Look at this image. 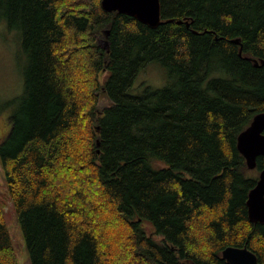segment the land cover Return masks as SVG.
Returning <instances> with one entry per match:
<instances>
[{"label":"trees","instance_id":"obj_1","mask_svg":"<svg viewBox=\"0 0 264 264\" xmlns=\"http://www.w3.org/2000/svg\"><path fill=\"white\" fill-rule=\"evenodd\" d=\"M161 6L154 27L102 0H0L27 57L0 157L33 264H222L230 245L264 264V156L237 146L264 111V0ZM152 62L166 84L133 92ZM0 264H19L1 201Z\"/></svg>","mask_w":264,"mask_h":264},{"label":"rangeland","instance_id":"obj_2","mask_svg":"<svg viewBox=\"0 0 264 264\" xmlns=\"http://www.w3.org/2000/svg\"><path fill=\"white\" fill-rule=\"evenodd\" d=\"M21 37L19 30L11 28L6 19L0 18V142L7 136L10 130V117L20 105L25 91L27 57L23 50ZM104 76L105 73L102 75V78ZM167 79L168 71L166 67L157 62L149 63L136 77L132 91L138 90L136 88H139L138 91H141L146 85L162 87L166 84ZM110 103L111 100L106 94L99 93L100 107L109 105ZM152 165L155 168H159L167 164L155 159L152 161ZM252 174L255 175L256 172L253 171ZM0 201L5 211L6 222L18 255L19 264H33L13 199L8 190L1 157ZM144 227L148 232L154 231L152 225L148 222L145 223ZM156 238L159 237L156 236Z\"/></svg>","mask_w":264,"mask_h":264},{"label":"water","instance_id":"obj_3","mask_svg":"<svg viewBox=\"0 0 264 264\" xmlns=\"http://www.w3.org/2000/svg\"><path fill=\"white\" fill-rule=\"evenodd\" d=\"M102 6L107 11L128 14L154 27L171 21L162 19L161 0H102ZM107 34L108 30L106 36ZM235 42L240 43V39H235ZM104 45H107L106 39ZM254 62L256 65L264 64V60L260 62L255 59ZM237 146L244 155L248 168L255 169L258 157L264 156V111L257 113L252 122L239 134ZM247 206L250 220L264 223V168L260 171L257 183L249 192ZM222 255L230 264H259L257 254L248 246H227Z\"/></svg>","mask_w":264,"mask_h":264},{"label":"flooded vegetation","instance_id":"obj_4","mask_svg":"<svg viewBox=\"0 0 264 264\" xmlns=\"http://www.w3.org/2000/svg\"><path fill=\"white\" fill-rule=\"evenodd\" d=\"M260 174V173H259ZM222 261L224 262V263H222V264H230L225 258H223V255H222ZM258 261H259V259H258Z\"/></svg>","mask_w":264,"mask_h":264},{"label":"bare ground","instance_id":"obj_5","mask_svg":"<svg viewBox=\"0 0 264 264\" xmlns=\"http://www.w3.org/2000/svg\"><path fill=\"white\" fill-rule=\"evenodd\" d=\"M188 21V20H187ZM263 60V59H262ZM261 61V60H260Z\"/></svg>","mask_w":264,"mask_h":264}]
</instances>
